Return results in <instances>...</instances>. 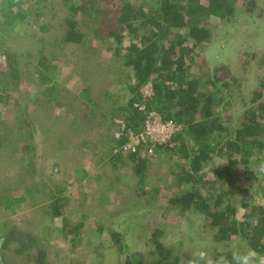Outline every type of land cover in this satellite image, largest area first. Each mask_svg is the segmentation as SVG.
Segmentation results:
<instances>
[{
  "label": "trees",
  "instance_id": "16d2710c",
  "mask_svg": "<svg viewBox=\"0 0 264 264\" xmlns=\"http://www.w3.org/2000/svg\"><path fill=\"white\" fill-rule=\"evenodd\" d=\"M45 1L0 0V103L5 106L13 99V104L17 105L9 117L11 124L0 128V186L5 193L0 195V204L13 208L14 201L23 198L13 199L5 192L22 179L47 176L46 182L42 178L37 182L33 180L28 184L30 189L25 190L31 192L36 187L37 193L45 191L47 194L45 204L33 211L41 219H37L32 234L22 228H10L0 234V264H5L3 251L8 248L13 249L14 258L26 264L30 261L41 264L55 227L61 242L70 245V254L65 250L58 264H86L76 262L72 255L75 248L83 245L87 235L83 234L84 220L70 223L68 209L72 196L67 190L73 186L81 189L85 179L97 181L104 190L103 198L108 192H118L113 193L119 195L116 202L112 201L114 208L127 201L150 205L165 198L163 214L174 212L182 231L181 237L173 242L171 232L153 225L150 236L144 241L146 249L131 250L126 241L136 223L130 220L123 229L109 228L108 238L86 242L89 254L94 257L91 264H103L108 257L105 249L108 253L113 250L111 264H188L201 243L220 245L211 251L208 259L213 261L224 256L233 264V252L250 251L255 254L256 262L262 263L264 77L250 93V101H242L241 120L232 123L236 110L227 116L223 110L225 103H232L233 90L241 86L239 78L231 73L225 77L215 74L225 72L228 67L225 63L213 66V72L195 68L191 71L192 67H199L195 61L199 55L197 49L214 42L212 21L220 20L224 26L234 24L240 12L237 10L242 6V22L253 25L257 20L253 15L257 9L255 0H59L50 4L56 10L51 9L54 15L63 9L55 25L42 18L44 12L37 5ZM17 41L23 45L22 49L13 46ZM101 44H107L103 51ZM98 55L109 62L103 71H100L103 59L95 66L87 63ZM74 59L86 61L79 71L85 85L77 94L59 81L64 77L60 72L65 73L70 67L67 63ZM148 81L152 84V94L144 97L141 89ZM22 82L34 83L36 90L34 96L22 97L21 102V97L12 96V91ZM97 82L100 88L95 87ZM115 90L120 93H112ZM136 104H144L146 110L154 109L162 119L181 125L170 141L173 145L158 146L153 156L155 160L162 156L167 158L165 170L157 167L151 160L153 157L123 153L119 149L120 142L112 137L115 118L121 117L134 129L142 127L144 112ZM52 106L58 110L49 112L53 118L47 130L40 120L34 121L33 114L39 108L49 107L50 110ZM106 120L109 125L105 127ZM60 128L62 138L57 137L55 148L63 156L67 151L72 155L80 148L72 139L79 130L85 129L87 136L93 133L94 144L102 137L106 148L96 161L102 168L92 173L79 164L63 179L56 178L63 164L62 160L51 156L47 140L54 137L52 130L54 133ZM71 130L75 133L70 134ZM12 142L20 143L21 160H25L26 165L18 166L20 171H14L18 178L10 183L12 157L7 153L14 150ZM81 144L83 146L84 142ZM41 163L47 166L43 172L38 169ZM105 163L110 166L106 172L102 170ZM125 167L130 168L132 177H137L131 190L125 186L118 188L122 175L116 170ZM157 179H163L164 183ZM244 185L251 194L248 197L241 193ZM91 191L98 190L92 188ZM84 197L87 199V195ZM103 198L96 203L95 214H92L98 216L93 222L99 235L105 229L101 212L110 207L108 197ZM260 198L262 200L256 202ZM80 217L88 220V225L92 221L85 212H81ZM44 218L48 222L40 226L38 223ZM124 221L122 219L121 223ZM134 237L139 236L135 233ZM233 238L242 242L237 250L229 248Z\"/></svg>",
  "mask_w": 264,
  "mask_h": 264
},
{
  "label": "rangeland",
  "instance_id": "374dc122",
  "mask_svg": "<svg viewBox=\"0 0 264 264\" xmlns=\"http://www.w3.org/2000/svg\"><path fill=\"white\" fill-rule=\"evenodd\" d=\"M257 9L254 12V17L257 18L256 22L252 25L251 22H242L244 21V15L243 14V7L240 6L237 10L240 11L238 12V20L234 24H227L224 26L220 20H213L212 25H213V32H214V42L209 45V47L202 46L201 48L197 49L199 55L196 57L195 61L196 64H199V67H192L191 71H194L195 69H198L200 71H205V72H213L212 68L215 65H219L221 63L227 64V69L224 70L225 72H216L215 74L221 75L223 77L226 76L227 73L233 74L235 77H238L241 83V86L238 89L233 90V100L231 104H226L223 114L224 116H227L228 114L231 113V111H234L233 113V121L232 123H238L241 120L242 117V111H240V108L242 109L243 102H248L251 99L250 93L258 86V82L261 78L264 77V0H255ZM56 4L59 3V0H47L45 2L39 3L37 6L38 8L43 10V17L45 21L47 22H52V24H57L58 22V17H59V12L55 13V15L51 12V9H54L51 7L50 4ZM43 6H46L49 10H45ZM56 8V7H55ZM56 12V10L54 9ZM42 22L38 21V25ZM36 28V27H35ZM31 29V27L29 28ZM23 33H21L22 35ZM221 44L223 45L222 48ZM14 47H18V49H22L23 45L18 43V41L13 45ZM107 44H101L100 48L105 49ZM100 51V55L102 53V57H104V53ZM81 56L83 55L82 53H79ZM218 54V55H217ZM252 54H255V56H252ZM94 56L91 58V61H87L88 64L92 62V66H95L97 64H100L101 56ZM217 57V58H216ZM104 62V63H103ZM102 62V68L100 71H103L106 69L107 65H109V62H105L103 59ZM60 62L58 61V64ZM86 64V61H81L78 62L76 59L70 61L67 63L68 70L65 73L60 72V75L63 74L64 77L59 78V81H63L62 86H65L69 88L73 93L77 94L79 90L81 89L82 86L85 85L84 80L81 77L79 71L80 68L84 67ZM87 64V65H88ZM99 67V66H98ZM109 73H111L109 71ZM100 77V76H99ZM87 79V78H86ZM90 80L87 79V83L90 84ZM95 87L100 88L101 85L100 83H96ZM36 87L34 83H26L22 82L21 84L14 86L13 91H12V96H19V99L21 97V102H22V97H32L34 96ZM10 91V89H9ZM11 93V92H10ZM112 93L118 94L120 91L115 90ZM237 94L239 96L237 97ZM7 105H3V103H0V108H3L2 113L0 112V128L3 126H8L11 124L9 122V117L11 116V112H14L15 109L17 108L13 101V99L8 100ZM82 102L85 103V100L82 99ZM83 103V104H84ZM52 105V104H51ZM50 105V106H51ZM35 106V105H34ZM16 107V108H15ZM30 107V106H29ZM28 107V108H29ZM51 107L50 110L48 108H39L37 111L34 112L33 118L34 121L38 122L39 120L41 121L40 124H44L46 129L48 130V126H51V120L52 116H50L49 112L54 111L56 112L55 107ZM18 110V109H17ZM108 116V114L106 115ZM52 117V118H51ZM12 118V117H11ZM122 119L121 117H119ZM114 120V119H113ZM107 122L105 123V127L109 125V120H106ZM8 122V123H7ZM114 123V121H113ZM237 125V124H235ZM58 126V125H57ZM52 128V127H51ZM115 128V124H114ZM86 130L84 129L79 130L76 135L72 138L73 140H76L77 144H79L80 148L76 151V153L72 154L67 151L65 155L63 156L61 151L58 148H55L57 146V137L62 138V128L57 129L56 131L52 130L53 138L50 140V138L47 140V146H49V149L52 152V155L54 158L60 159L61 163L63 164L61 167V174L55 175L56 178H64V176H67L69 173V170L76 166V165H85L87 168L91 170L92 173H95L98 171L99 167H101V164L96 162L101 154L102 151H104L106 148L105 142L102 139L97 140L96 144L95 142V136L93 133L91 135L86 134ZM16 133V132H15ZM74 130H71L70 134H74ZM18 139V135L16 136ZM55 138V139H54ZM41 139V138H40ZM42 141V139H41ZM82 142H84V145L82 146ZM20 144V143H19ZM19 144L17 142L13 143L12 142V152H8L7 156L11 158L10 161V173L9 178L12 180L10 181L13 182L14 179L18 178L15 175V170L19 172L20 170L18 169V166L20 165H26V161L24 160L22 162L21 160V154H20V148ZM44 146V144H43ZM81 146L83 149L81 150ZM9 150V149H8ZM48 152V153H51ZM40 154H43L42 151L39 152ZM45 156V155H43ZM65 158V162H63V159ZM154 163L157 164V167L160 170H165L167 167V158L164 156L161 157L159 160H155V157H153ZM104 162V161H103ZM109 164L105 163L103 167V171L106 172L109 170ZM47 168L46 165L40 164L38 169H42V172L45 171ZM117 172H120L122 175V179L119 181V186L118 188H123L125 186V189H132L135 187V182L137 180V177H132L130 168H121L116 170ZM156 171V169H155ZM47 172V171H46ZM153 171H150V177H154V174L152 175ZM158 173L155 172V175ZM16 176V177H14ZM40 177V176H34L32 177H26L25 180H21L20 182H17L16 185L10 188L9 191H5L6 193L10 194L13 196V199H15L18 196H22L23 198L20 200L17 198V200L14 201L13 208L12 207H3L0 204V234L1 233H6V231L10 228H15V229H21L24 230V232L31 234L33 233V226L37 225V219H41V217H37L38 213L34 215L33 211L36 208H39L40 205H44L45 202L47 201V194L45 191L37 193L36 187L31 192H26V189H30L28 186L29 183H33V180L37 182V179L42 178L43 182H46V178ZM1 178V176H0ZM5 178H7L5 176ZM151 179V178H150ZM153 181V179H151ZM159 180V179H157ZM0 179V183H1ZM95 181H90V180H84L83 187L79 189L78 187L73 186L72 188L68 187V191L71 192V202H70V210L69 211V216H70V223L74 224L80 220H84L85 225H84V232L85 236L87 235V239L83 241V245H79L77 248L74 249L73 251V256L76 260L78 261H83L86 264H91V259H93V254H89V245L90 243H94L93 240H100V239H105L108 238V229H115V230H120L124 228V224L127 223L130 224V220H133L136 224L135 227H133V231L130 234L131 236H128V242L129 248L131 250L134 249H146V246H144V241L148 239L150 236V233L152 232V226L153 225H159L160 228H166L167 232H171L169 234L170 239L176 241L177 238L181 237L182 231L179 230L180 224L177 222V216L174 212L169 211L163 214L164 212V201L165 198H161L160 200H157L156 202H151L149 204H144L141 205V203H138V201L131 202L127 201L125 204L121 203L118 206L120 207H115L112 205L113 199L116 202V199L119 198L118 194H113V193H118L116 191H111L108 192L107 197L110 201V207L109 210L107 209L104 212H101V217L105 222V229H103V232L100 233V235L95 231V223L93 220L97 218L98 216H93L92 214H95V205L97 202L101 201L102 193L104 190L101 189L100 186L96 184ZM164 183L163 179L159 180V183ZM153 184H156V179L154 177ZM1 185V184H0ZM32 188V187H31ZM92 188L97 189L98 191H91ZM101 189V190H100ZM248 187L244 185L242 187L241 193L245 197L250 196L251 194L248 193ZM112 193V194H111ZM5 194L2 192L1 186H0V195ZM84 195H87V199H85ZM101 197H100V196ZM125 196L129 198L130 196L126 193ZM105 197V198H107ZM103 198V199H105ZM19 199V200H18ZM262 199H258L257 201H261ZM79 202V204H77ZM106 202L107 201H104ZM133 203V205H132ZM103 205L102 207H104ZM150 209V211L148 210ZM37 210V209H36ZM36 212V211H35ZM85 212L89 217H91L92 221L88 225V220L82 219L80 217V213ZM90 212V213H89ZM112 214H109V213ZM112 215V216H111ZM125 219L124 222L121 223V220ZM42 222H48L46 218L44 220H40V223H38L40 226L43 225ZM57 225H59V222H56ZM146 227L145 229L142 228L141 226ZM94 228V229H93ZM139 228V230H138ZM38 229V228H37ZM178 229V230H177ZM87 230V231H86ZM132 229L128 230L131 231ZM138 230V231H137ZM137 231V232H136ZM43 232V231H42ZM87 233V234H86ZM137 233L139 237L135 238L134 234ZM82 234V235H83ZM134 237V238H133ZM198 239V238H197ZM51 245L47 246L46 250V255L44 258L41 260H44L41 262V264H58V260L60 257L63 256L65 253V250L68 251L70 254V245L68 244H63L61 242V239H59L58 235V228H52L51 231ZM87 242V243H86ZM201 242V241H197ZM108 243V242H105ZM86 244V245H85ZM201 246H198L196 251H203L206 254V258L208 259L212 249H214L215 246L218 248L220 245L216 244H204L201 243ZM242 245V242L239 239L233 238L231 242L229 243V248L237 250L239 246ZM110 249V247H109ZM149 248H147L148 250ZM109 250L104 251L105 255H108L106 259H104L103 264H111L114 259V254L113 250L112 253H108ZM242 251V250H241ZM241 254H245V252H241ZM4 259H5V264H26L25 261L19 260V258H14V253L13 249L8 248L7 250L3 251ZM261 262H264V259L261 260ZM27 264H33V262H28ZM62 264V263H61ZM253 264H262L259 262H256L254 259Z\"/></svg>",
  "mask_w": 264,
  "mask_h": 264
},
{
  "label": "built area",
  "instance_id": "2783aa9c",
  "mask_svg": "<svg viewBox=\"0 0 264 264\" xmlns=\"http://www.w3.org/2000/svg\"><path fill=\"white\" fill-rule=\"evenodd\" d=\"M144 97L152 94V84L148 81L141 89ZM144 112L143 125L134 129L120 118H115L112 133L114 140L119 141V149L123 153H132L138 157H153L158 146L173 145L172 137L181 129V125L173 120L162 119L154 109L146 110L144 104H136Z\"/></svg>",
  "mask_w": 264,
  "mask_h": 264
},
{
  "label": "clouds",
  "instance_id": "9594fccd",
  "mask_svg": "<svg viewBox=\"0 0 264 264\" xmlns=\"http://www.w3.org/2000/svg\"><path fill=\"white\" fill-rule=\"evenodd\" d=\"M264 167V165H261ZM253 252H247L245 254H240L238 252H233L231 260L233 264H253L254 259ZM188 264H229V261L224 256L218 257L215 261L206 258V254L203 251L194 252L192 258L188 261ZM264 264V262H262Z\"/></svg>",
  "mask_w": 264,
  "mask_h": 264
}]
</instances>
